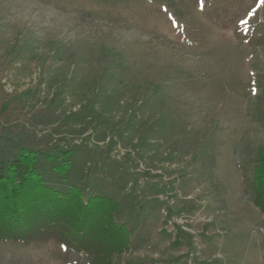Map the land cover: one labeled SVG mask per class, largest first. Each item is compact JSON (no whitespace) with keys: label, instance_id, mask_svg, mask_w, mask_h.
<instances>
[{"label":"rangeland","instance_id":"rangeland-1","mask_svg":"<svg viewBox=\"0 0 264 264\" xmlns=\"http://www.w3.org/2000/svg\"><path fill=\"white\" fill-rule=\"evenodd\" d=\"M19 146L69 148L64 181L38 169L119 202L121 264H264V2L0 0L1 153ZM62 245L0 241V264H86Z\"/></svg>","mask_w":264,"mask_h":264},{"label":"trees","instance_id":"trees-1","mask_svg":"<svg viewBox=\"0 0 264 264\" xmlns=\"http://www.w3.org/2000/svg\"><path fill=\"white\" fill-rule=\"evenodd\" d=\"M69 151L57 147L52 154L19 146L4 155L0 149V241L53 239L86 254V264H121L116 257L129 247L131 231L116 219L119 202L102 194L84 197L78 186L60 187L54 175L46 177L38 169L64 181L72 164ZM257 160L252 200L264 216V154Z\"/></svg>","mask_w":264,"mask_h":264},{"label":"snow or ice","instance_id":"snow-or-ice-1","mask_svg":"<svg viewBox=\"0 0 264 264\" xmlns=\"http://www.w3.org/2000/svg\"><path fill=\"white\" fill-rule=\"evenodd\" d=\"M262 2H264V0H262ZM62 247H64V246L62 245Z\"/></svg>","mask_w":264,"mask_h":264}]
</instances>
